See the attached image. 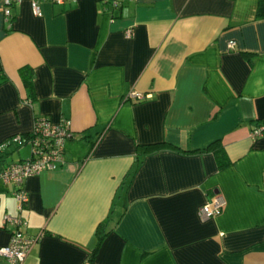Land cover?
I'll return each mask as SVG.
<instances>
[{
	"label": "crops",
	"instance_id": "obj_1",
	"mask_svg": "<svg viewBox=\"0 0 264 264\" xmlns=\"http://www.w3.org/2000/svg\"><path fill=\"white\" fill-rule=\"evenodd\" d=\"M3 4L0 169L29 156L7 142L36 116L68 119L70 136L57 168L23 179L19 211L0 179V246L19 230L37 236L22 264H81L102 222L90 264H264V132L250 136L264 120L256 0H40V16L19 0L9 21ZM213 140L220 168L203 148ZM214 194L219 212L200 217ZM16 213L17 227L2 225Z\"/></svg>",
	"mask_w": 264,
	"mask_h": 264
},
{
	"label": "built area",
	"instance_id": "obj_2",
	"mask_svg": "<svg viewBox=\"0 0 264 264\" xmlns=\"http://www.w3.org/2000/svg\"><path fill=\"white\" fill-rule=\"evenodd\" d=\"M18 1L3 0L2 15L5 21H9L11 17L10 3ZM49 1L62 3L64 0ZM104 2L112 7L119 4V0H104ZM39 3L40 0H29L31 13L35 16L41 15ZM130 33V27L125 28L123 31L125 37L129 36ZM228 45L232 47L234 41L229 40ZM146 96L148 94L136 90H129L125 94V97L131 100H139ZM28 132L29 137L27 139H20L19 135L15 134L11 136L10 140L17 144H28L29 156L18 161H11L0 169V179L14 185L12 195L16 201L18 211L27 201V193L22 185L23 179L42 170L55 169L63 162V144L65 139L70 136L69 121L66 118L52 121L46 116H36ZM263 132L264 123L259 121L252 127L250 136H256ZM221 204L222 199L214 194L201 204L197 213L200 217L212 216L219 212ZM7 221L14 223L17 227L20 218L17 213L15 215L3 214L1 216L2 225H5ZM36 238L37 236L23 235L19 230H11L8 242L0 246V255L5 256L9 264H22L27 251Z\"/></svg>",
	"mask_w": 264,
	"mask_h": 264
},
{
	"label": "trees",
	"instance_id": "obj_3",
	"mask_svg": "<svg viewBox=\"0 0 264 264\" xmlns=\"http://www.w3.org/2000/svg\"><path fill=\"white\" fill-rule=\"evenodd\" d=\"M119 4H120V0H119ZM116 5L114 7H118L119 6ZM108 5V3H107ZM110 6V5H108ZM107 6V7H108ZM111 8H114L112 6H110ZM255 16L257 18H264V0H256V7H255ZM243 56H245L246 58L247 57V53H243L242 54ZM249 60V59H248ZM30 77H31V73H23V82H24V85L26 87H28L30 89ZM260 122H263L264 123V120L260 121ZM19 135V138L20 139H27L29 137V132L26 131V132H20L18 133ZM9 139H11V137H9ZM218 140H213L211 142H209L205 147H203L204 149H207L211 146H214L213 147V152H214V157L216 159V162H217V167H223L225 164H226V160L223 158V154H222V150H221V147L217 146L216 143H217ZM12 142L11 140H9L7 142V145ZM14 144H17L15 142H12ZM17 145H20L19 143ZM154 146V145H153ZM216 146V147H215ZM152 146H144V145H136V148L138 151L140 152H144V151H147L149 148H151ZM9 231V230H8ZM11 232V230L9 231V233ZM107 232L106 228H105V225L104 223L100 222L97 224L96 226V229H95V236H96V240L93 244V246L91 247V249L89 250L88 252V255L86 257V260L83 261L81 264H87V263H92L93 262V259H94V256L97 252V249L99 247V244L103 238V236L105 235V233Z\"/></svg>",
	"mask_w": 264,
	"mask_h": 264
},
{
	"label": "rangeland",
	"instance_id": "obj_4",
	"mask_svg": "<svg viewBox=\"0 0 264 264\" xmlns=\"http://www.w3.org/2000/svg\"><path fill=\"white\" fill-rule=\"evenodd\" d=\"M19 148H20L21 152L28 153V151H29V146H28V144H22V145L19 146ZM14 151H15V150H14ZM14 151H13V152H14ZM14 154L16 155V152H14Z\"/></svg>",
	"mask_w": 264,
	"mask_h": 264
},
{
	"label": "clouds",
	"instance_id": "obj_5",
	"mask_svg": "<svg viewBox=\"0 0 264 264\" xmlns=\"http://www.w3.org/2000/svg\"><path fill=\"white\" fill-rule=\"evenodd\" d=\"M0 211H2V210H0Z\"/></svg>",
	"mask_w": 264,
	"mask_h": 264
}]
</instances>
